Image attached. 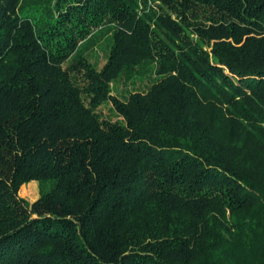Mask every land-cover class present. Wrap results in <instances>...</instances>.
I'll list each match as a JSON object with an SVG mask.
<instances>
[{
    "label": "trees",
    "instance_id": "1",
    "mask_svg": "<svg viewBox=\"0 0 264 264\" xmlns=\"http://www.w3.org/2000/svg\"><path fill=\"white\" fill-rule=\"evenodd\" d=\"M147 1L0 0V264H264V0Z\"/></svg>",
    "mask_w": 264,
    "mask_h": 264
},
{
    "label": "rangeland",
    "instance_id": "2",
    "mask_svg": "<svg viewBox=\"0 0 264 264\" xmlns=\"http://www.w3.org/2000/svg\"><path fill=\"white\" fill-rule=\"evenodd\" d=\"M147 4L151 6V8L159 11L158 9V0L153 1V0H148ZM110 30L107 28H103L95 33L91 37H88L83 41V43L79 46V50L77 53H75V57L73 56L70 58L68 61H65L63 63L64 67H69L71 64H77V57L79 54L82 56H85L92 66L96 69L99 70L103 67L107 60V52L109 49V44L111 43L110 39ZM71 75L74 77V75L77 76L78 80H82V82H85V84L92 85L93 83L90 80H85V78L82 75V70L78 68L76 70V73L71 72ZM150 85V83H137V86L134 87L132 84L129 83H118L115 85H110L111 87V94L125 99L127 94L134 90H142L145 91L147 87ZM110 103L108 99H105L103 103L100 105L99 109L102 111V113L106 117H110L114 119L113 113L110 110ZM24 187L22 194H21V187ZM31 189L30 193L29 190ZM18 197L21 199L26 200L29 204H32L39 198V192H38V182L35 180H32L28 183H24L19 187L18 190Z\"/></svg>",
    "mask_w": 264,
    "mask_h": 264
},
{
    "label": "bare ground",
    "instance_id": "3",
    "mask_svg": "<svg viewBox=\"0 0 264 264\" xmlns=\"http://www.w3.org/2000/svg\"><path fill=\"white\" fill-rule=\"evenodd\" d=\"M31 189L29 190V193H30Z\"/></svg>",
    "mask_w": 264,
    "mask_h": 264
}]
</instances>
